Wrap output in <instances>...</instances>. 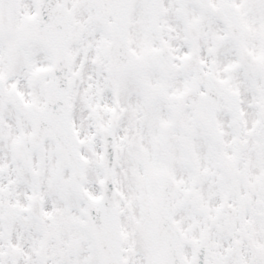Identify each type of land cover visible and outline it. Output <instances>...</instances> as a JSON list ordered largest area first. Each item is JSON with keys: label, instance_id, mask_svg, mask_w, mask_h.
Instances as JSON below:
<instances>
[{"label": "snow or ice", "instance_id": "snow-or-ice-1", "mask_svg": "<svg viewBox=\"0 0 264 264\" xmlns=\"http://www.w3.org/2000/svg\"><path fill=\"white\" fill-rule=\"evenodd\" d=\"M0 264H264V0H0Z\"/></svg>", "mask_w": 264, "mask_h": 264}]
</instances>
